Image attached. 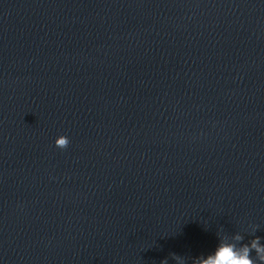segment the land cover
Instances as JSON below:
<instances>
[{"label": "clouds", "instance_id": "9594fccd", "mask_svg": "<svg viewBox=\"0 0 264 264\" xmlns=\"http://www.w3.org/2000/svg\"><path fill=\"white\" fill-rule=\"evenodd\" d=\"M70 141L68 137L61 135L55 140L56 147L65 149ZM244 237L237 234L234 240H229L226 236L219 238L215 250L206 256L202 255L193 261V264H264V245L261 238L256 236L248 243H243ZM256 258L253 259L252 253ZM173 258L183 264V258L173 254ZM161 264H167L162 261Z\"/></svg>", "mask_w": 264, "mask_h": 264}]
</instances>
